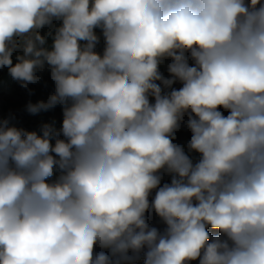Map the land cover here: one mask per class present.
<instances>
[{
	"label": "clouds",
	"instance_id": "clouds-1",
	"mask_svg": "<svg viewBox=\"0 0 264 264\" xmlns=\"http://www.w3.org/2000/svg\"><path fill=\"white\" fill-rule=\"evenodd\" d=\"M3 68L0 264H264V0H0Z\"/></svg>",
	"mask_w": 264,
	"mask_h": 264
},
{
	"label": "rangeland",
	"instance_id": "rangeland-1",
	"mask_svg": "<svg viewBox=\"0 0 264 264\" xmlns=\"http://www.w3.org/2000/svg\"><path fill=\"white\" fill-rule=\"evenodd\" d=\"M59 22H54V24H58ZM49 31V28H44L41 30V34H46ZM97 35L100 36V42L96 46V51L98 53H102L104 47V41L102 32L100 29H96ZM52 40L51 37H48L47 46H51ZM15 53L13 56V61L15 63ZM170 61H166L161 65V72L168 76L166 64ZM191 63V61H190ZM43 79L48 82V87H43L42 84H32L29 85L30 88L34 89V95L29 96L25 89L21 88L19 82L14 80L8 73L7 68L0 69V120L7 119L9 117V113L14 114V119L10 120V126H16L19 128H24L28 131H37L40 133V127L44 123L53 124V127L56 130H59L62 127V108L61 106H56L54 109L49 111H41L37 114H30L25 111V105L31 101L36 103L40 100H47L48 96L53 92L54 85L50 79V74L47 70L42 73ZM176 89H179L182 85L177 82L174 84ZM167 91V90H166ZM170 91V90H168ZM152 102H154V98H150ZM221 111H224L221 109ZM227 115V112H224ZM187 120V115L185 116V123ZM191 137V132L182 124L181 128L175 134V143L185 146V150L187 152V142ZM59 172L57 171L54 174L52 179H55L56 175ZM171 177L168 175H164L162 183H170ZM154 196V193H153ZM151 226L157 227L159 230L163 231L165 225L162 221L159 220L158 217H153L150 220ZM212 236L220 235L218 230H213L211 228L208 229ZM99 247H96V251H101ZM106 251V250H104ZM136 264H144L143 259H140L136 262ZM191 264H198V261H192Z\"/></svg>",
	"mask_w": 264,
	"mask_h": 264
},
{
	"label": "trees",
	"instance_id": "trees-1",
	"mask_svg": "<svg viewBox=\"0 0 264 264\" xmlns=\"http://www.w3.org/2000/svg\"><path fill=\"white\" fill-rule=\"evenodd\" d=\"M173 88H175L174 85H173ZM166 90L168 91V90H170V89H166ZM166 90H165V91H166ZM188 154H189L190 158L193 159L194 162L198 161V159H199V154H198V153H195V152H189Z\"/></svg>",
	"mask_w": 264,
	"mask_h": 264
}]
</instances>
